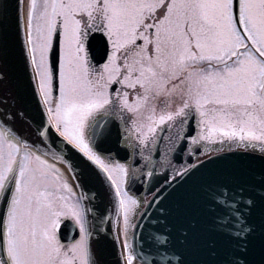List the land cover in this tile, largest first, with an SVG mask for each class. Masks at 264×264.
I'll list each match as a JSON object with an SVG mask.
<instances>
[{"label":"snow or ice","instance_id":"obj_1","mask_svg":"<svg viewBox=\"0 0 264 264\" xmlns=\"http://www.w3.org/2000/svg\"><path fill=\"white\" fill-rule=\"evenodd\" d=\"M99 111L113 115L89 139ZM193 119V142L259 143L261 154L239 153L147 221L145 205L130 240L139 201L121 187L127 166L108 164L100 143L119 152L134 130L136 150L151 137L179 151ZM42 148L72 169L75 189ZM89 162L104 174L106 210L123 213L111 238L82 175ZM65 217L79 238H62ZM0 264H264V0H28L26 19L20 0H0Z\"/></svg>","mask_w":264,"mask_h":264},{"label":"water","instance_id":"obj_2","mask_svg":"<svg viewBox=\"0 0 264 264\" xmlns=\"http://www.w3.org/2000/svg\"><path fill=\"white\" fill-rule=\"evenodd\" d=\"M10 2L15 4L16 0H10ZM13 26H14V20H13ZM57 57H58V45H54V49L51 53V59L53 61H56ZM57 138H58V134L54 135L53 140L55 141ZM59 139H63V138L59 137ZM66 147L69 150L65 153L66 158L71 159L73 163L76 165L77 169H82V165L80 161L81 159H86V158L82 157V154H79L71 144H67ZM52 148L56 149L55 143L52 144ZM42 149L44 151H48L47 148H42ZM56 150L58 151L59 149ZM239 158H241L239 156V152L232 153L226 156L213 158L211 159L212 163L206 161L202 163L203 167H201L200 165L197 166L191 178L184 179L179 176L175 181H172L164 185L161 188V190L157 194H155L153 198L149 201V203H151V207L147 208V211L144 213L145 221H147L149 217L155 218L154 214L159 212L160 207L173 208L178 201L193 195L195 193L198 184L202 182L204 179H206L211 172L223 167L227 162H229V159L235 160ZM89 165L90 167L88 169L83 170L82 175H86L90 178L86 181V187L92 189L93 191H98L100 193L96 201V204L99 211L107 217L104 221L103 229L105 232H108L109 229L111 230L110 231V238H111V236H115V230L112 223L111 211L106 210L108 207V197L105 195L104 185L101 183V177H104V174L101 173L100 177H97L96 173L100 172L98 166L92 164L91 162H89ZM104 183H107V180H105ZM141 223H143V221H141ZM92 239L95 240V236H93Z\"/></svg>","mask_w":264,"mask_h":264},{"label":"flooded vegetation","instance_id":"obj_3","mask_svg":"<svg viewBox=\"0 0 264 264\" xmlns=\"http://www.w3.org/2000/svg\"><path fill=\"white\" fill-rule=\"evenodd\" d=\"M117 87V86H115ZM104 114H112L111 112H105ZM126 117L127 112L124 113ZM121 124L124 126V122L121 119ZM144 133H147V129L145 128ZM137 133H134L133 135L128 132V135L125 136L124 142L126 145H128L131 149H135L134 146L139 143V141L136 139ZM177 145L170 144L168 140H159V139H152L149 137V139L146 141V143L141 146V148L137 151H139V156L142 158V160L149 165L145 168V182H148L149 179V173L154 169H156V172L162 171L164 168H176L178 166H186L187 162L183 160L181 163L177 162V158L175 156V149ZM157 151V152H156ZM197 151V149H194V142L192 139L188 141L186 153H194ZM145 157V160H144ZM171 165V166H169ZM142 169H138L135 174L136 176H139L142 174ZM146 185V184H145Z\"/></svg>","mask_w":264,"mask_h":264},{"label":"rangeland","instance_id":"obj_4","mask_svg":"<svg viewBox=\"0 0 264 264\" xmlns=\"http://www.w3.org/2000/svg\"><path fill=\"white\" fill-rule=\"evenodd\" d=\"M24 6H25V18H26V14H27V6H28V0H24ZM211 141H213V142H217V141H220V139L217 137V138H214V139H212ZM108 164H110V165H114V163H110V162H108V161H106ZM58 166V168L61 170V174H66L67 176H69V173H68V171L63 167V166H61V165H57ZM64 177H65V175H64ZM66 178V177H65ZM112 178H115V179H117V180H119L120 179V177H119V175L117 174V173H115V171H114V175H113V177ZM66 180H68L67 178H66ZM71 184V183H70ZM135 206L136 205H134V206H132V209H134L135 208ZM132 225V224H131ZM131 225L129 226V239L131 240V232H132V228H131Z\"/></svg>","mask_w":264,"mask_h":264},{"label":"bare ground","instance_id":"obj_5","mask_svg":"<svg viewBox=\"0 0 264 264\" xmlns=\"http://www.w3.org/2000/svg\"><path fill=\"white\" fill-rule=\"evenodd\" d=\"M226 155H229V154H225V156H226ZM230 160H232V159H229V161H230ZM155 214H156V213H155Z\"/></svg>","mask_w":264,"mask_h":264}]
</instances>
